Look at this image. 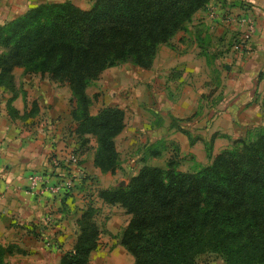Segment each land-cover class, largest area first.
<instances>
[{
	"label": "trees",
	"instance_id": "1",
	"mask_svg": "<svg viewBox=\"0 0 264 264\" xmlns=\"http://www.w3.org/2000/svg\"><path fill=\"white\" fill-rule=\"evenodd\" d=\"M210 1L94 0L88 9L70 0L39 3L0 24V86L14 90L15 67L67 83L79 144L96 136L94 165L113 171L125 112L107 106L91 115L86 88L120 62L149 69L158 47ZM179 129L191 144L198 139ZM231 143L196 170L177 171L171 161L166 169L144 165L127 185L98 190L102 202L130 215L119 243L133 256L131 264H198L211 253L224 264H264V127ZM96 216L92 204L81 210L74 244L58 264L89 263L99 246ZM12 250L0 246V256Z\"/></svg>",
	"mask_w": 264,
	"mask_h": 264
},
{
	"label": "crops",
	"instance_id": "2",
	"mask_svg": "<svg viewBox=\"0 0 264 264\" xmlns=\"http://www.w3.org/2000/svg\"><path fill=\"white\" fill-rule=\"evenodd\" d=\"M61 1L65 0H0V24L39 3ZM70 1L88 9L94 0ZM210 10L215 11V17ZM228 14H248L255 20V30L243 46L235 45L240 26L226 21ZM188 23L191 26L185 31L184 41L189 40V48L177 56L173 52L174 64L184 69L180 80L190 69H198V75L193 76L198 79L197 86L184 84L171 112H160L176 118L199 112L186 123L191 135L198 138L193 144L181 132L170 130L163 135L166 151L162 156L172 153L170 148L175 145L181 171H190L194 165H208L213 156L228 146V138L245 136L264 127V0H212ZM214 51L218 55L211 59ZM211 69L215 71L213 79ZM13 75V91L0 86V246H13L10 253L0 256V264H58L61 252L72 248L76 219L88 204L82 198L84 184H80L79 177L74 178L72 171L54 168L51 160H64L78 150L81 170L96 175L100 186L102 172L94 165V152L86 151L89 141L81 146L74 132L69 87L65 92L61 82L48 75L26 73L23 67H15ZM203 95L208 99L200 104ZM168 124L166 120L164 126ZM212 136L209 157L206 143ZM34 172L47 173L49 184L70 175L76 191L64 202L59 192L42 187L30 191L27 178ZM126 215L123 227L130 217ZM119 250L124 252L120 264L133 263V256L124 247ZM198 264L224 263L208 259Z\"/></svg>",
	"mask_w": 264,
	"mask_h": 264
},
{
	"label": "rangeland",
	"instance_id": "3",
	"mask_svg": "<svg viewBox=\"0 0 264 264\" xmlns=\"http://www.w3.org/2000/svg\"><path fill=\"white\" fill-rule=\"evenodd\" d=\"M210 14L212 17L216 15L214 10H210ZM190 26L189 23H186L185 29L177 32L173 40L158 47L153 64L149 69L140 68L129 60L120 62L106 68L86 88L89 97L88 111L91 115H95L100 109L107 106H118L125 112V127L114 138L117 152L115 169L101 171L102 186H100L99 178L85 169L86 179L81 180L80 183L84 184L82 198L85 205L92 204L97 209L96 220L100 229L99 246L91 253L88 264H120L124 255V252L119 250V248H123L119 243V238L124 222L127 221V213L118 206L114 207L102 202L97 196L98 190L127 185L131 176L135 175L144 165L166 169L168 162L171 161L174 169L181 171L178 170V165L182 163L179 161L175 145L170 148L172 153L162 156L166 151L163 135L165 131L170 130L183 133L179 129L180 127L189 131L186 123L197 116L199 112L196 111L195 115L193 113L183 118H176L169 113L162 115L160 112H171V107L180 94L179 91L184 88V84L191 87L197 86L198 79H194L193 76L198 75V69H190L180 80L184 69L179 68L177 63L174 64L176 57L173 52L177 56L189 48V40L186 43L184 39L186 38L185 31ZM184 45L186 46L184 47ZM196 47H199V44ZM212 54L211 59H214L218 52L214 51ZM210 72L213 79L214 69H211ZM59 85L65 92H68L67 83ZM205 99L208 98L203 95L200 104L201 101L205 104ZM172 119H174L173 123H171ZM166 120L169 121V124L164 126ZM254 132L255 129L249 131L245 136L233 139H243L252 136ZM228 139L229 144L226 148H231L232 139ZM85 148L89 153H95L97 149L96 136L89 135V145ZM199 167L203 166L194 165L190 171ZM75 191L73 189V193ZM208 259L216 262L222 260L216 254L211 253L204 255L203 258L199 257L198 262Z\"/></svg>",
	"mask_w": 264,
	"mask_h": 264
},
{
	"label": "built area",
	"instance_id": "4",
	"mask_svg": "<svg viewBox=\"0 0 264 264\" xmlns=\"http://www.w3.org/2000/svg\"><path fill=\"white\" fill-rule=\"evenodd\" d=\"M225 20H232L240 26L238 37L236 38L235 43V45L237 46H243L245 42L250 38L256 27L254 18L248 14H228ZM77 151L78 150L72 151L64 160L56 157L53 158L51 160V165L54 168H59L66 171L67 173H71L70 171H72L74 178L85 176L86 174L80 168V156ZM74 178L69 175L56 184H49L47 181V173L34 172L31 173L27 179L30 191L42 187L45 191L62 193L63 200L66 193H72L74 187Z\"/></svg>",
	"mask_w": 264,
	"mask_h": 264
}]
</instances>
